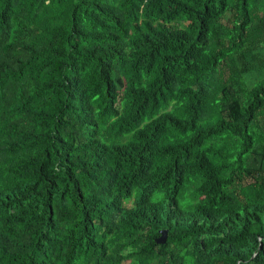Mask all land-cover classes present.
Returning <instances> with one entry per match:
<instances>
[{
  "label": "trees",
  "instance_id": "trees-1",
  "mask_svg": "<svg viewBox=\"0 0 264 264\" xmlns=\"http://www.w3.org/2000/svg\"><path fill=\"white\" fill-rule=\"evenodd\" d=\"M0 264H264V0H0Z\"/></svg>",
  "mask_w": 264,
  "mask_h": 264
},
{
  "label": "water",
  "instance_id": "water-1",
  "mask_svg": "<svg viewBox=\"0 0 264 264\" xmlns=\"http://www.w3.org/2000/svg\"><path fill=\"white\" fill-rule=\"evenodd\" d=\"M166 240V231H162L160 237L156 240L157 243H164Z\"/></svg>",
  "mask_w": 264,
  "mask_h": 264
}]
</instances>
